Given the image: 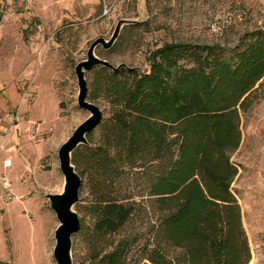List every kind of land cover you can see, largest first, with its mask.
<instances>
[{
    "label": "trees",
    "instance_id": "trees-1",
    "mask_svg": "<svg viewBox=\"0 0 264 264\" xmlns=\"http://www.w3.org/2000/svg\"><path fill=\"white\" fill-rule=\"evenodd\" d=\"M147 63L85 75L87 100L107 116L71 154L85 195L74 207L79 263L248 264L231 155L264 78V29L231 47L164 43Z\"/></svg>",
    "mask_w": 264,
    "mask_h": 264
},
{
    "label": "rangeland",
    "instance_id": "rangeland-1",
    "mask_svg": "<svg viewBox=\"0 0 264 264\" xmlns=\"http://www.w3.org/2000/svg\"><path fill=\"white\" fill-rule=\"evenodd\" d=\"M120 20H148L152 30H121L116 48L101 57L98 46L96 56L146 70L149 53L164 43L231 47L245 32L264 29V0H0V166L10 161L0 167V264H55L58 221L46 195L61 193L58 149L89 115L76 104L74 68L94 40L110 39ZM240 129L231 187L248 264H264V78ZM81 253L73 236V264Z\"/></svg>",
    "mask_w": 264,
    "mask_h": 264
},
{
    "label": "water",
    "instance_id": "water-1",
    "mask_svg": "<svg viewBox=\"0 0 264 264\" xmlns=\"http://www.w3.org/2000/svg\"><path fill=\"white\" fill-rule=\"evenodd\" d=\"M129 23H131L129 20H120L108 41L103 38L94 40L88 47L86 58L77 63L74 68L78 88L76 104L89 115L58 149L59 170L64 179L61 193L46 195L49 206L58 221V226L54 231L55 244L52 251L55 264H73L71 256L72 237L80 228L79 216L74 207L80 199L81 179L71 164V154L80 145L87 144V135L97 128L103 117L100 108L87 100L88 88L85 74L97 66L112 70L126 67L124 64L113 67L107 60L96 56L95 49L100 46L104 51L109 50L118 39L123 26Z\"/></svg>",
    "mask_w": 264,
    "mask_h": 264
},
{
    "label": "built area",
    "instance_id": "built-area-1",
    "mask_svg": "<svg viewBox=\"0 0 264 264\" xmlns=\"http://www.w3.org/2000/svg\"><path fill=\"white\" fill-rule=\"evenodd\" d=\"M10 165V161L9 160H4L3 161V167L7 168ZM1 188L3 190L4 193V198L5 200H10L12 197L10 195L11 193V188L9 187V182H7L5 179H3V182L1 184Z\"/></svg>",
    "mask_w": 264,
    "mask_h": 264
},
{
    "label": "crops",
    "instance_id": "crops-1",
    "mask_svg": "<svg viewBox=\"0 0 264 264\" xmlns=\"http://www.w3.org/2000/svg\"><path fill=\"white\" fill-rule=\"evenodd\" d=\"M6 138H7V137H6ZM4 160H6V159H4ZM4 160L1 161V166H0V167L2 168V170H3V169H6V168L3 167V161H4ZM11 165H12V164H11Z\"/></svg>",
    "mask_w": 264,
    "mask_h": 264
}]
</instances>
